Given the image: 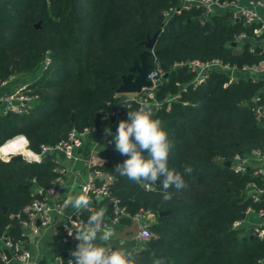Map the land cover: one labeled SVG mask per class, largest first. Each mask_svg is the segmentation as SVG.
I'll list each match as a JSON object with an SVG mask.
<instances>
[{"label":"trees","instance_id":"1","mask_svg":"<svg viewBox=\"0 0 264 264\" xmlns=\"http://www.w3.org/2000/svg\"><path fill=\"white\" fill-rule=\"evenodd\" d=\"M178 5L175 0H0V86L10 77L37 74L27 85L37 96L30 112L0 113V147L21 135L28 149L38 153L40 145H55L71 129L98 125L116 103L121 77L158 33L149 63L160 67L164 80L153 93L160 106L151 107L173 145L168 166L183 175L186 187L169 188L171 199L165 201L159 181L146 191L115 173L127 157L114 143L99 153L97 166L114 177L111 193L127 213L143 210L155 216L150 227L154 237L141 245L137 264L157 259L165 264H256L264 258V238L252 235L244 224L233 228V223L241 221L248 207L257 206L244 196L246 175L233 173L222 162L264 144V124L255 122L248 106L263 82L240 78L229 84L226 75L212 72L193 89L188 69L173 67L213 59L238 67L256 64L264 58L259 49L249 52V42L233 46L241 33L252 38L256 26L243 25L229 12L202 21L200 9L164 18V12ZM46 57L50 63L43 68ZM51 159L0 160V237L24 239L11 216L31 202L35 188H47L55 179ZM185 167L192 168L190 175Z\"/></svg>","mask_w":264,"mask_h":264},{"label":"built area","instance_id":"2","mask_svg":"<svg viewBox=\"0 0 264 264\" xmlns=\"http://www.w3.org/2000/svg\"><path fill=\"white\" fill-rule=\"evenodd\" d=\"M178 1V7L170 8L163 13L164 18L170 15H179L182 11L192 9L202 10V18L210 15L229 12L231 18L236 21H242L243 25L251 27L252 38L241 33L234 38L233 44H242L249 42V52H254L257 48L260 55L264 54V16L260 15V10H264V0H175ZM258 25V26H257ZM50 63L46 57L43 62V68ZM173 67H186L192 74L190 85L193 89L204 84L212 72L224 74L231 84L238 79L250 80L252 83L262 81L263 86L260 91L251 100V110L255 122L259 125L264 124V58L256 64L243 65L238 67L224 63L219 59H213L206 62L192 60L189 62L175 64ZM10 77L8 81L12 80ZM146 80L151 83L149 89L143 90L140 94H123L124 98L116 101L111 109L102 117L101 122L89 128L80 131L71 129L64 139L55 145H40L39 152L34 153L28 149V143L24 136L22 149L29 152L30 156H23L20 150L12 152L5 157H0L3 162H8L13 156L21 155L23 161L27 163H41L43 158H50L54 164L53 172L55 179L47 188H35L32 193L31 202L26 205L19 214L12 215L11 218L18 220L21 226V237L26 235H37L42 228L54 227V237L65 245H75L79 243L69 232H75L78 225L84 221L87 222L88 216L93 210L101 207L106 209L105 223L114 229L123 226L127 229L125 239L114 237L113 241L120 239L121 243L128 244L130 251L136 256L144 242L151 240L154 235L150 230L155 216L148 211L140 210L134 215H130L120 206L118 197L111 193V187L114 184V177L108 172L99 170V153L111 146L112 137L105 135V128L110 127L115 134L119 121L127 119L128 108H136L134 104H149L158 108L160 103L153 100V93L158 86L163 83L164 73L160 67L155 64L146 76ZM7 81V82H8ZM4 82L2 85L6 84ZM184 91V88L181 89ZM173 97L172 99L177 98ZM37 100L36 95H32L27 90V86L15 90L12 93L4 94L0 97V113L6 114H27L33 108ZM11 139V140H13ZM10 141V140H9ZM8 142V141H7ZM80 149V153L77 150ZM229 168L233 173L246 175L248 181L244 187V196L252 205L257 207H248L243 213L244 220L235 221L233 228H239L250 214H255L260 220L257 226L248 228L252 235L259 239L264 238V144L247 154H236L232 157ZM226 162V161H225ZM225 162H222L224 164ZM81 164L85 173V179L77 180L76 185L79 193H86L92 200V205L87 211L75 214L74 210L68 214L65 212L60 194L64 187V178L69 173H78L75 165ZM148 191V190H146ZM62 220V221H60ZM122 220H128L129 225L121 224ZM147 233L145 236L144 234ZM119 241V243H120ZM0 242L4 250H8L11 260L8 261L3 251H0V261L2 264H28L30 253L24 248V239L14 242L8 237H0ZM120 246V245H119ZM73 258H63L57 256L54 264H68V260ZM256 264H264V258L256 261Z\"/></svg>","mask_w":264,"mask_h":264},{"label":"clouds","instance_id":"3","mask_svg":"<svg viewBox=\"0 0 264 264\" xmlns=\"http://www.w3.org/2000/svg\"><path fill=\"white\" fill-rule=\"evenodd\" d=\"M154 111L149 104L127 111V119L119 121L115 134L106 127V136H111L115 150L127 159L115 166V173L126 176L142 188L152 191L153 185L159 184L164 190L163 199H171L167 191L171 187L177 190L186 187L183 175L168 166L170 151L173 147L168 134L159 118H154ZM185 173L191 174L192 168L185 167ZM92 205L86 193L70 194L64 199L65 209L71 208L75 214L87 211ZM106 209L93 210L87 222L82 221L76 231L69 232L79 243L71 251L73 259L68 264H137L134 254L123 243L112 246L116 235L115 229L105 223ZM145 236L147 233L144 234ZM154 264H165L157 259Z\"/></svg>","mask_w":264,"mask_h":264},{"label":"crops","instance_id":"4","mask_svg":"<svg viewBox=\"0 0 264 264\" xmlns=\"http://www.w3.org/2000/svg\"><path fill=\"white\" fill-rule=\"evenodd\" d=\"M260 15L264 16V10H260ZM37 74H32L26 77L17 78L14 77L12 80L8 81L6 84L0 86V97L4 94H9L14 92L15 90L21 88L22 86H27L31 82H33L36 78ZM124 98L123 94H117L116 101H119ZM21 136V135H19ZM8 153V152H7ZM7 153H1L4 156ZM11 154V153H9ZM78 173H69L64 178V187L60 194L62 201L66 198L67 195L70 194H79V191L74 185L77 180L85 179V173L83 168L77 169ZM73 209L68 208L65 212L68 214ZM62 221V220H60ZM155 224V219L152 222V226ZM116 237L125 239L127 234V229L123 226H118L115 228ZM54 227L42 228L40 229L37 235H26L24 238V248L27 249L30 253V261L28 264H54V260L57 256H61V254L67 253L70 255L71 251L76 248L75 245H65L59 242L53 235ZM120 239L118 241H113V247H119L121 244ZM120 241V243H119ZM124 246L129 250L130 246L128 244H124ZM3 246L0 242V251H3ZM62 257V256H61ZM11 264H15L12 262Z\"/></svg>","mask_w":264,"mask_h":264},{"label":"water","instance_id":"5","mask_svg":"<svg viewBox=\"0 0 264 264\" xmlns=\"http://www.w3.org/2000/svg\"><path fill=\"white\" fill-rule=\"evenodd\" d=\"M35 28H39V24L35 26ZM158 33L154 34V36L144 43L145 50L139 54L138 61L134 62L133 66L128 69V73L121 77V84L116 90V94H140L143 90L149 89L151 87V83L146 80V76L151 68V64L149 63V58L155 56V53L152 51L153 44L156 40ZM235 44H233L234 46ZM166 77V76H165ZM136 108H138L137 104H134ZM248 106H252V102L248 103ZM70 121L73 122V115L70 117ZM77 153H80V149L77 150ZM48 158H43V161H46ZM12 161L22 162L23 158L21 155H16L11 158ZM123 161H120L119 164H122ZM224 166L229 168L230 162L226 161ZM2 213L5 214L7 212V208L5 206L1 207ZM166 213H161L159 216H163ZM241 220H244L245 215H240ZM4 255L8 261L11 260V255L8 250H3Z\"/></svg>","mask_w":264,"mask_h":264},{"label":"bare ground","instance_id":"6","mask_svg":"<svg viewBox=\"0 0 264 264\" xmlns=\"http://www.w3.org/2000/svg\"><path fill=\"white\" fill-rule=\"evenodd\" d=\"M24 137H17V138H15V139H13V140H10V141H8V143H6V144H4V145H2L1 147H0V154L1 153H7L6 155H8L9 153H12V152H15V151H18V150H20V152L22 153V155L23 156H25V157H27V156H30V154H29V152L28 151H26V150H23L21 147H22V145H23V143H24V139H23ZM1 155H3V154H1ZM5 155V156H6ZM4 156V157H5Z\"/></svg>","mask_w":264,"mask_h":264},{"label":"rangeland","instance_id":"7","mask_svg":"<svg viewBox=\"0 0 264 264\" xmlns=\"http://www.w3.org/2000/svg\"><path fill=\"white\" fill-rule=\"evenodd\" d=\"M76 169H81L82 165L81 164H76L75 165ZM260 223V220L257 218V216L255 214H250L245 222H243L244 225H246L247 227H252V226H257Z\"/></svg>","mask_w":264,"mask_h":264}]
</instances>
